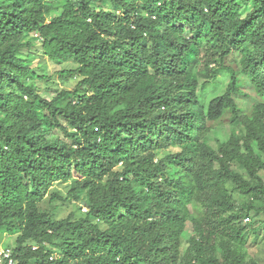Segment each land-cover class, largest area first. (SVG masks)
I'll list each match as a JSON object with an SVG mask.
<instances>
[{"label":"trees","instance_id":"obj_1","mask_svg":"<svg viewBox=\"0 0 264 264\" xmlns=\"http://www.w3.org/2000/svg\"><path fill=\"white\" fill-rule=\"evenodd\" d=\"M55 1L0 0V235L17 234L15 264H256L243 222L264 213V0ZM30 35L78 64L60 71L74 90L39 93ZM224 117L245 133L215 148ZM73 200L87 212L57 219Z\"/></svg>","mask_w":264,"mask_h":264},{"label":"rangeland","instance_id":"obj_2","mask_svg":"<svg viewBox=\"0 0 264 264\" xmlns=\"http://www.w3.org/2000/svg\"><path fill=\"white\" fill-rule=\"evenodd\" d=\"M60 0H56V5H59ZM104 7L108 10L114 11L116 13H121L122 10L119 6L110 4L109 2L103 4ZM60 9H55L52 12V15L59 14ZM33 36H27L26 40H32L31 50L38 52L37 56H34L33 64L36 66V70L41 75H47L50 79L49 81L37 80V85L39 88V93L46 99L54 98L62 90H74L80 81V77L77 75H62L60 71L76 69L78 64L73 61H66L63 63H58L52 61L50 58L46 57L43 54H39V49L41 47V42ZM28 51V50H27ZM239 54H236V60L238 61ZM200 83H203V80L200 79ZM217 90L207 89L205 91L206 100L214 95ZM245 129L242 124L237 122H232L230 118L224 117L219 122L215 124L214 131L209 135V143L217 148L219 142H227L232 136H243ZM176 149V148H175ZM177 150V149H176ZM168 149H165L161 152V156L164 155V152H168ZM54 189L61 190L65 195L68 192L67 184L63 182H57L53 186ZM235 199L239 200L241 203L245 202L246 199L234 192ZM259 205V204H257ZM87 212V209L84 204L78 201H70L69 203L59 204V208L56 211L55 217L57 219H62L68 217L69 215H74L76 217L83 215ZM264 213L256 214L253 212L249 217H245L244 222L246 225H250V234L249 241L247 244L248 248V261L250 263L255 262L256 264H264V227L263 221ZM262 226L258 232H255L254 229ZM195 234L192 224L187 223L186 234L184 235L182 244L183 249H186L191 237ZM17 234L11 232H4L0 235V251H12L16 245ZM15 264V263H14Z\"/></svg>","mask_w":264,"mask_h":264},{"label":"built area","instance_id":"obj_3","mask_svg":"<svg viewBox=\"0 0 264 264\" xmlns=\"http://www.w3.org/2000/svg\"><path fill=\"white\" fill-rule=\"evenodd\" d=\"M12 251H0V264H14Z\"/></svg>","mask_w":264,"mask_h":264}]
</instances>
